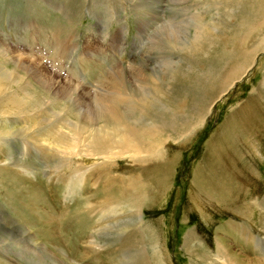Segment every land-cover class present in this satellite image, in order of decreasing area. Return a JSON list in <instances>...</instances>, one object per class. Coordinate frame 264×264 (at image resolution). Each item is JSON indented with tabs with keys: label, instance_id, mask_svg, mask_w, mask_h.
Returning <instances> with one entry per match:
<instances>
[{
	"label": "rangeland",
	"instance_id": "obj_1",
	"mask_svg": "<svg viewBox=\"0 0 264 264\" xmlns=\"http://www.w3.org/2000/svg\"><path fill=\"white\" fill-rule=\"evenodd\" d=\"M258 2L0 0V70L4 66L13 70L12 61L18 62L15 56L19 51L23 61L41 75L45 73V80L48 73L47 82L56 78L54 82L60 80L64 88L75 82L73 86L80 84L93 95L103 75L115 70H123L124 77L131 80L136 73L132 68L144 67L149 75L153 69L168 74L169 68L178 67L171 100H191L189 110L193 107L203 112L205 100L210 103L207 98L215 101L204 127L183 145L165 147L166 163L151 166L143 174L151 196L141 207L142 230L135 215L127 212L120 221L100 217L99 228L105 231L94 236L98 247L86 257L82 253L86 247L90 251L87 239L94 219L85 210V200L93 194L94 180L105 173L97 170L96 176L95 170L103 162L80 164L77 168L85 171L86 179L70 192L58 181L63 171L56 168L53 153L38 152L22 143L32 140L30 132L13 135L9 145L1 143L8 158L2 156L0 165L15 171L0 174V210L7 214L0 213V264H126V256L143 249L149 264L156 260L162 264H226L216 257L218 244L241 259L239 264H264V46L257 45L255 39L243 46V51L252 48V52L241 63V77L228 92L218 95L222 68L231 70L239 64L240 60L232 57L237 55L234 44L244 34L245 21L261 20V15L251 11L264 16V0L260 8ZM199 23L206 25L202 42L183 49L192 43L196 30L200 33ZM223 37H229L231 44H224ZM168 38H174L181 50L174 51ZM165 60L173 65L166 66ZM204 72L209 76L205 78ZM37 89L28 92L45 95ZM158 117L169 121V115ZM134 171L122 160L109 164L115 178ZM8 215L20 230L10 224ZM240 226L247 236L238 233ZM191 231L198 240H185ZM124 239L134 247L123 255L119 250ZM27 244L29 248L23 251ZM155 244L157 257L152 250Z\"/></svg>",
	"mask_w": 264,
	"mask_h": 264
},
{
	"label": "bare ground",
	"instance_id": "obj_2",
	"mask_svg": "<svg viewBox=\"0 0 264 264\" xmlns=\"http://www.w3.org/2000/svg\"><path fill=\"white\" fill-rule=\"evenodd\" d=\"M249 1L253 3L258 2L257 0ZM259 1L261 2L262 0ZM260 2H258V8H260ZM251 14L261 15L260 17L262 18L260 21L258 19L259 22L257 21V23L250 20L251 18L245 21L241 32L244 34L241 38H237L238 40L235 42L236 45L234 44V48L238 51L234 54L237 55L232 57L240 61L238 66L231 70L226 67L222 68V77L220 78L221 80L219 79L221 88L218 93L220 97L229 91L234 81L241 77L239 72L242 69L241 63L243 61L246 62L248 56L252 52V48L243 51V46L252 39H255L257 45L264 46V16L258 11L255 13L251 11ZM254 17L255 16H253V18ZM205 26L206 25L202 26V24L199 23L200 33L196 30L195 38L192 43L190 45L185 44L183 49H192L195 44L202 42L203 35H201V33L205 29ZM259 33H261V35ZM199 34L200 39H198ZM256 38L262 39V41L260 42ZM223 41L225 42L224 44H231L229 37H223ZM168 42L175 47L174 51L181 50L179 49L180 44L174 38H168ZM0 51L3 52L2 50ZM57 51L58 47L54 49L55 53H57ZM16 53L19 54L15 56L18 62L14 61V59L12 61L11 59L13 70H7L6 66L0 70V144L8 143V140H10L13 135L21 134L22 132L28 134V132H30V138L32 140L28 139L25 141L24 139L22 140L23 142H21L34 147L38 152L49 151L53 153L55 162H57L56 168L58 169L61 167L63 171V173L57 177L59 179L58 181L61 183L64 182L65 187L70 192L79 187L81 181L86 179L84 178L85 171L82 172L80 168H77L80 164H86L87 162H103V165L96 168V176H98L97 170H104L105 173L94 180L93 186L95 189L93 190V194L89 199L85 200L87 201V204L85 203L87 205L85 210L88 216L94 219V222L88 233L90 238L87 239L90 251L86 249L87 247L83 249V257L91 254L94 247H98L97 242L94 240V236L100 231H105V229L99 228L100 217H102L101 220L115 219L120 221L121 217L127 216V214H125V212H127L128 216L131 214L135 215L137 224L142 230L144 221L141 217V207L151 196L150 185L143 174L148 173L150 170L147 169L151 166L153 167L166 163L167 154L165 153V147L170 145H183L198 129L204 127L209 113L211 112L212 104L215 101L206 97L210 100V103L205 100L206 103L203 106L205 110L203 112V110L198 109L199 111H197V109L193 107L189 110L191 100H184V102L177 101V103L174 102L175 98L174 101L171 100L174 92L173 85L177 80L179 71L178 67H174L173 69L169 68L168 74L166 73L167 75L163 72L159 73L158 71H154V69L151 74L147 75L144 67H140L139 69L132 68L136 73L131 80L124 77L125 72L123 73V70H115L116 72H109L103 75L100 81L97 82L98 87H94L96 88L95 94L93 93L92 95L86 93L84 89H81L80 84L78 85L76 83L77 85L73 86L75 82L66 88L60 87V83H62L60 80V83L57 80L56 84L54 82L56 78L54 80L50 79L51 81L47 82L48 73L46 74L47 79L45 80L43 78L45 77V73H43L44 76L42 77V72H37V68L36 71L34 69L35 67L28 64L26 60L23 61L19 51ZM50 53H52V51ZM227 53L229 54L230 52L227 51ZM169 60H172V58ZM2 64L3 63L0 65ZM32 64H34V62H32ZM162 64H164V61ZM165 64L166 66L173 65L170 62H166ZM225 64L226 62L224 65ZM51 67L53 66H50V68ZM56 73L55 75H57ZM59 73H61V70ZM66 73L68 75L71 74L68 72ZM175 73L176 76H174ZM205 73L206 72L202 75L204 76ZM243 75L244 71L242 72V76ZM78 76H80V74ZM208 76L209 75H205V78ZM70 78L71 76L69 79ZM228 78L230 81L227 80ZM61 79L64 78L61 77ZM79 79L80 78H78V80ZM64 81V83L68 85L69 82H66V80ZM95 81L93 84H95ZM93 84H91V87H93ZM36 87L38 88L37 90L45 92V95L39 96L28 92L30 90H35ZM163 98L170 100L169 104L162 103L164 101ZM188 112L190 115H184V113L188 114ZM165 115H169V121H165L166 119L163 120L164 118L160 119L158 117ZM181 115L184 116V118L182 116V121L180 118ZM16 126L17 129L15 128ZM34 136L39 137V140H36ZM23 149H25V146H23ZM62 154L63 156H60ZM6 155V152L4 153L0 148V158L2 156L8 158ZM71 160H74L73 167L71 166ZM118 160L124 161L129 167L134 168L135 171L125 174L122 179L115 178V176L109 172V164L112 165ZM1 165L0 174H10L9 172L13 171V168L11 169ZM98 184H100L101 187L97 186ZM208 200L210 202L212 201V203L215 202V199L212 197H209ZM91 202H93V204ZM261 204L264 205V203ZM259 207L261 208L262 205ZM31 210L33 209L29 208V211ZM119 212L122 214H119ZM0 213L7 215L2 210H0ZM7 219L11 225L20 230L21 227L19 228L14 218L8 215ZM227 224L228 227L231 225L230 228H232V222ZM106 226L110 228L111 226L113 227L112 224H107ZM49 229L52 230L51 227ZM237 229L240 235L244 234V236H247L241 226L237 227ZM129 232L132 233L131 231ZM193 233L195 235L192 236ZM193 233L191 231V233L186 236L185 240L190 241L193 238H195L194 240H198L199 237L197 238V234L195 232ZM135 235L138 234L135 233ZM25 238L30 242L32 241L29 236H25ZM252 238L251 236L248 239L251 240ZM28 245L29 244H27L25 248H22V250H26ZM131 247H134L133 243L128 239H124L119 253L121 254V252H123L124 255L126 250L131 249ZM156 248L155 244L152 248L154 257L158 255ZM247 252L251 254L250 251ZM145 253L143 249L135 254V256H126L125 263L130 264L133 260V264H149ZM216 257L221 261L224 260L226 264H239V261H241V259L232 255L228 249L224 248L222 244H218L217 246ZM251 262L256 264V261ZM155 264L162 263L156 260Z\"/></svg>",
	"mask_w": 264,
	"mask_h": 264
}]
</instances>
